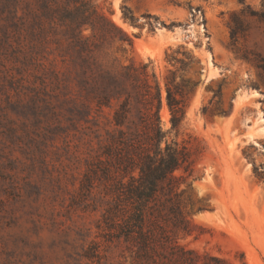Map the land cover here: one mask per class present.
<instances>
[{"label":"rangeland","instance_id":"374dc122","mask_svg":"<svg viewBox=\"0 0 264 264\" xmlns=\"http://www.w3.org/2000/svg\"><path fill=\"white\" fill-rule=\"evenodd\" d=\"M41 1L0 0V264L147 262L104 219L113 196L102 151L119 98L99 103L103 76L131 62L148 63L165 140L191 155L178 189L190 231L172 237L234 264H264V0H91L131 44L96 32L82 57ZM169 70L183 95L178 128L165 101Z\"/></svg>","mask_w":264,"mask_h":264},{"label":"trees","instance_id":"16d2710c","mask_svg":"<svg viewBox=\"0 0 264 264\" xmlns=\"http://www.w3.org/2000/svg\"><path fill=\"white\" fill-rule=\"evenodd\" d=\"M67 2L71 7L62 12L52 9L47 0L41 1L40 8L48 19L64 27L70 44L81 57L94 44L91 38L96 32L131 44L128 35L98 11L91 0ZM259 16L264 19V11ZM83 26L91 30V35L82 33ZM82 61L86 62L84 57ZM168 61L173 63L174 58ZM260 67L264 74V59ZM169 73L164 82L165 101L171 126L178 128L184 116L183 95L174 71ZM103 77V90L107 92L99 103H104L109 93L119 98L112 116L114 130L102 151L107 163L102 177L113 196L104 219L116 238L134 242L137 257L147 259L145 264L149 260L152 264H234L188 249L172 237L175 231H190L180 210L178 189L192 175V160L186 145L165 140L159 115L161 87L154 73H149L148 63L131 62L122 66L118 75L107 73Z\"/></svg>","mask_w":264,"mask_h":264}]
</instances>
